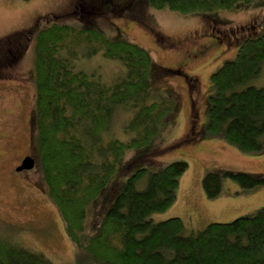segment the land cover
Returning <instances> with one entry per match:
<instances>
[{
    "label": "trees",
    "instance_id": "16d2710c",
    "mask_svg": "<svg viewBox=\"0 0 264 264\" xmlns=\"http://www.w3.org/2000/svg\"><path fill=\"white\" fill-rule=\"evenodd\" d=\"M139 1L152 9L167 7L195 15L264 6V0ZM31 36L35 74L31 131L37 161L33 158L46 194L75 244L73 264H264V207L228 222H209L189 234L182 233L184 225L178 216L152 222L150 214L175 201L179 177L188 167L183 160L150 172L142 187L137 184L145 167L130 172L120 187L121 178L118 187L112 185L111 199V194L103 195L101 203L108 201L105 211L93 231L85 233L87 206L110 186L126 152L158 134L175 105L168 95L156 97L163 100L150 99L151 74L159 65L133 41L109 39L95 27L51 22L1 38L0 59L13 64ZM241 38L233 56L209 75L212 92L207 97L203 131L240 151L264 154V84H248L264 64V32ZM89 47L92 54L101 52L118 62L125 72L105 83L75 69L74 60L83 57L79 51ZM115 106L131 112L124 131L133 137L127 141L106 138ZM262 173L213 167L204 172L201 183L206 197L212 199L220 195L223 178L240 188H253L264 185ZM0 264L54 263L0 234Z\"/></svg>",
    "mask_w": 264,
    "mask_h": 264
},
{
    "label": "rangeland",
    "instance_id": "374dc122",
    "mask_svg": "<svg viewBox=\"0 0 264 264\" xmlns=\"http://www.w3.org/2000/svg\"><path fill=\"white\" fill-rule=\"evenodd\" d=\"M205 15L182 14L167 7L152 9L139 0H0V39L51 22L95 27L109 39H127L147 49L159 65L151 74L150 99L159 94L173 99L174 110L164 118L158 134L126 152L110 186L87 206L85 233L93 231L104 213L108 201L101 202L107 193L111 199L112 185L118 187L122 178L121 187L130 172L145 167L137 184L142 187L150 172L174 160H183L188 167L179 177L175 201L165 210L150 214L152 222L178 216L184 225L182 233L189 234L209 222H228L264 207V185L240 188L223 178L220 195L209 199L201 183L204 172L213 167L264 172V154L240 151L203 131L207 97L212 92L209 75L225 58L233 56L237 39L264 32V6ZM32 39L13 64L0 59V234L13 244L44 254L54 264H73L75 244L46 194L38 164L31 170H15L24 154L37 161L31 131L35 100ZM91 49L79 51L83 57L74 60L75 69L105 83L125 72L118 62L101 52L92 54ZM248 84H264V64L259 76ZM130 114L129 109L115 106L106 138L131 139L133 134L124 131ZM189 136L192 139L185 140ZM145 149L148 151L142 154Z\"/></svg>",
    "mask_w": 264,
    "mask_h": 264
},
{
    "label": "water",
    "instance_id": "95a60500",
    "mask_svg": "<svg viewBox=\"0 0 264 264\" xmlns=\"http://www.w3.org/2000/svg\"><path fill=\"white\" fill-rule=\"evenodd\" d=\"M35 166V160L32 156L27 155L25 156L20 164L15 167L16 171H22V170H30Z\"/></svg>",
    "mask_w": 264,
    "mask_h": 264
},
{
    "label": "flooded vegetation",
    "instance_id": "af4514ba",
    "mask_svg": "<svg viewBox=\"0 0 264 264\" xmlns=\"http://www.w3.org/2000/svg\"><path fill=\"white\" fill-rule=\"evenodd\" d=\"M26 155H28V154H24V155L21 157L20 162H21V160H22ZM17 165H18V164H17ZM35 166H36V161H35ZM35 166H34V167H35Z\"/></svg>",
    "mask_w": 264,
    "mask_h": 264
},
{
    "label": "bare ground",
    "instance_id": "6f19581e",
    "mask_svg": "<svg viewBox=\"0 0 264 264\" xmlns=\"http://www.w3.org/2000/svg\"><path fill=\"white\" fill-rule=\"evenodd\" d=\"M85 201V200H84ZM89 200H87V202H88ZM87 204V203H86Z\"/></svg>",
    "mask_w": 264,
    "mask_h": 264
}]
</instances>
